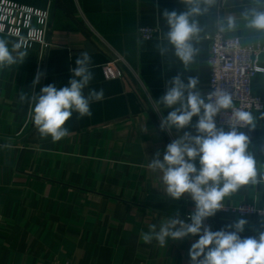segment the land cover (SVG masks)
<instances>
[{
	"label": "crops",
	"instance_id": "obj_1",
	"mask_svg": "<svg viewBox=\"0 0 264 264\" xmlns=\"http://www.w3.org/2000/svg\"><path fill=\"white\" fill-rule=\"evenodd\" d=\"M49 14L47 44L15 49L19 40L0 32L17 64L0 70V264H191L189 249L199 237L169 241L161 247L141 238L149 225L170 216L187 219L191 198L172 200L164 192L161 174L149 162L177 138L161 131L162 116L155 101L178 73L185 83L198 77L202 96L209 82V39L220 22L227 36L242 43L264 45V30L249 28L243 13L264 11V0H217L207 11L190 17L201 31L192 40L198 50L185 66L164 39V10L187 11L186 0H9ZM140 24L154 26L149 40L137 36ZM169 51L161 55L159 47ZM91 57L93 80L84 90H104V99L90 105L92 115L73 113L65 127L69 135L53 143L42 139L30 117L31 97L49 84L68 86L81 53ZM120 57L115 65L109 62ZM264 67V55L261 57ZM38 72L44 75L33 86ZM252 92L264 96V70L252 79ZM27 99L22 101L20 95ZM255 127L239 129L249 137L248 151L264 173V109L255 111ZM191 125L181 130L197 135ZM223 128L226 132L227 129ZM197 167L199 163L197 160ZM264 205V184L242 186L223 204ZM245 219L242 238L264 232V217L219 210L204 221L212 231Z\"/></svg>",
	"mask_w": 264,
	"mask_h": 264
},
{
	"label": "clouds",
	"instance_id": "obj_2",
	"mask_svg": "<svg viewBox=\"0 0 264 264\" xmlns=\"http://www.w3.org/2000/svg\"><path fill=\"white\" fill-rule=\"evenodd\" d=\"M186 2L190 5L187 11L164 10L162 14L168 27L164 39L185 68L195 60L198 50L192 40L201 31L190 17L207 11V7L201 5L211 6L215 0ZM243 18L249 28L264 30V11L252 8L243 13ZM159 51L163 56L169 48L161 46ZM24 55L20 52L14 55L8 42L0 39V70L17 64ZM91 62L87 52L81 53L75 60L76 67L70 69L72 76L68 86L58 88L54 83L49 84L31 97L29 117L42 139L51 137L55 143L67 137L70 133L65 124L73 113L79 118L90 117V105L104 99L103 89H91L85 95L84 90L94 78ZM43 75L42 72L36 74L33 86L39 84ZM199 83L198 77H189L185 83L178 73L167 82L165 94L155 101L158 111L170 109L161 118V131L171 133L175 130L179 135L166 146L162 160L157 151L148 164L153 172L161 174L166 196L181 200L187 195L194 203V210L186 220L174 215L158 225H149L141 238L146 244L155 240L165 247L170 240L198 236L189 249L191 264H264V232H260L258 238H242L240 233L245 230V219H238L227 229L217 231L204 224L222 209L225 198L242 186L264 184V173L258 176L256 160L248 151L249 137L238 128H254V117L249 112L234 110L230 130L218 128L215 117L221 110L233 108L232 97L225 91L215 90L205 98L198 89ZM20 99L25 101L27 97L21 94ZM193 117L198 118L194 125L197 135L187 131L181 134V130L191 125Z\"/></svg>",
	"mask_w": 264,
	"mask_h": 264
},
{
	"label": "built area",
	"instance_id": "obj_3",
	"mask_svg": "<svg viewBox=\"0 0 264 264\" xmlns=\"http://www.w3.org/2000/svg\"><path fill=\"white\" fill-rule=\"evenodd\" d=\"M226 0H217L221 8ZM49 14L47 11L29 8L17 2L0 0V32L7 33L19 40L23 48L38 42L47 44ZM156 28L140 24L137 36L149 40L154 37ZM209 39V82L204 97L215 91L222 90L232 97L233 108L221 110L215 117L217 127L230 130L234 122L233 111L241 110L251 113L264 109V96L252 92V79L264 70L261 57L264 55V45L261 43H242L239 36H227L218 22L213 32L207 35ZM120 57H114L109 62L116 64ZM248 126H238L239 129ZM239 215H257L264 217V205L240 203L235 206L223 204L222 209Z\"/></svg>",
	"mask_w": 264,
	"mask_h": 264
}]
</instances>
